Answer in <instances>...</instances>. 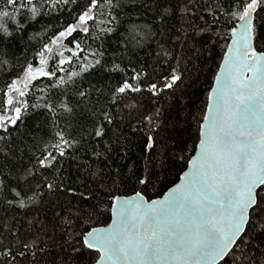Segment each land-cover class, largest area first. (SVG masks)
<instances>
[{
	"label": "snow or ice",
	"instance_id": "obj_1",
	"mask_svg": "<svg viewBox=\"0 0 264 264\" xmlns=\"http://www.w3.org/2000/svg\"><path fill=\"white\" fill-rule=\"evenodd\" d=\"M0 264H264V0H0Z\"/></svg>",
	"mask_w": 264,
	"mask_h": 264
},
{
	"label": "trees",
	"instance_id": "obj_2",
	"mask_svg": "<svg viewBox=\"0 0 264 264\" xmlns=\"http://www.w3.org/2000/svg\"><path fill=\"white\" fill-rule=\"evenodd\" d=\"M224 54L225 53L223 51H221L219 48L217 49L216 56H215V59L213 61V65H212L213 68H215L216 65L222 64ZM209 82H211L210 76H209ZM205 87H207V85H205ZM205 98H206V93H205L204 89H201L200 90V95H199L198 99L196 100V103L199 104V105H202L204 103V101H205ZM173 179H175L176 182L178 181V179H176L175 177H173ZM154 198H159V193H157ZM108 223H110V220L108 221ZM100 226H102V227L103 226H107V224H102Z\"/></svg>",
	"mask_w": 264,
	"mask_h": 264
},
{
	"label": "water",
	"instance_id": "obj_3",
	"mask_svg": "<svg viewBox=\"0 0 264 264\" xmlns=\"http://www.w3.org/2000/svg\"><path fill=\"white\" fill-rule=\"evenodd\" d=\"M222 63H223V61H222ZM195 155H196V153L193 154V156H195ZM186 170H187V169H185V171H186ZM176 183H179V180H178Z\"/></svg>",
	"mask_w": 264,
	"mask_h": 264
}]
</instances>
